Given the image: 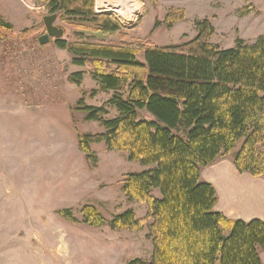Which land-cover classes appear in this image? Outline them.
Masks as SVG:
<instances>
[{"label": "trees", "instance_id": "obj_1", "mask_svg": "<svg viewBox=\"0 0 264 264\" xmlns=\"http://www.w3.org/2000/svg\"><path fill=\"white\" fill-rule=\"evenodd\" d=\"M40 1L53 15L96 22V35L74 33L76 42L61 39L56 46L69 52L74 65L92 67L104 90L128 87L126 98L117 95L109 103L119 112L114 120L103 121L105 108L83 107L87 120L102 122L104 132L80 134L79 149L96 162L91 146L103 144L150 168L122 182L128 199L147 205L145 219L127 211L107 221L86 206L83 223L141 231L151 221V260L129 264H263L264 222L230 220L217 212L216 189L202 180V172L233 155L239 173L264 178V36L251 44L238 39L233 48L221 49L211 43L216 31L205 20L196 23V38L182 45L110 46L98 43V35L119 34L121 27L94 15V0ZM184 19L183 10L173 9L163 24L172 29ZM12 38V25L0 17V40ZM141 111L153 120L141 119ZM155 190L161 198L153 196ZM60 215L77 221L69 210Z\"/></svg>", "mask_w": 264, "mask_h": 264}, {"label": "rangeland", "instance_id": "obj_2", "mask_svg": "<svg viewBox=\"0 0 264 264\" xmlns=\"http://www.w3.org/2000/svg\"><path fill=\"white\" fill-rule=\"evenodd\" d=\"M138 1L142 12L130 20L94 0V15L121 27L116 35L97 34L98 43L178 46L195 39L196 23L205 20L216 31L211 43L221 49L233 48L238 39L251 44L264 36V0ZM173 9L183 10L185 19L167 29L163 23ZM50 15L40 0H0V17L13 27V38L0 40V264L150 261L151 221L141 231L93 228L82 221L86 206L95 207L107 221L127 211L145 219L147 205L128 199L122 182L126 175L150 168L103 144L91 146L96 162L79 149L80 134L104 132L102 122L87 120L83 107L105 108L103 121L114 120L119 112L109 103L117 95L126 98L128 87L104 90L92 67L74 65L56 41L40 45L39 38L47 33L44 17ZM56 25L69 43L78 40L74 33L96 35V22L59 16ZM138 58L143 61L142 53ZM139 114L153 120L146 111ZM224 158L233 160V155ZM153 196L161 198L156 190ZM68 210L76 222L60 215Z\"/></svg>", "mask_w": 264, "mask_h": 264}, {"label": "crops", "instance_id": "obj_3", "mask_svg": "<svg viewBox=\"0 0 264 264\" xmlns=\"http://www.w3.org/2000/svg\"><path fill=\"white\" fill-rule=\"evenodd\" d=\"M202 179L216 189L217 212L230 220L264 222V178L241 174L233 160L221 158L202 172ZM260 258L264 264L263 251Z\"/></svg>", "mask_w": 264, "mask_h": 264}, {"label": "bare ground", "instance_id": "obj_4", "mask_svg": "<svg viewBox=\"0 0 264 264\" xmlns=\"http://www.w3.org/2000/svg\"><path fill=\"white\" fill-rule=\"evenodd\" d=\"M98 6L130 20L139 17L143 9L142 3L138 0H98ZM98 9L101 8L98 7Z\"/></svg>", "mask_w": 264, "mask_h": 264}, {"label": "water", "instance_id": "obj_5", "mask_svg": "<svg viewBox=\"0 0 264 264\" xmlns=\"http://www.w3.org/2000/svg\"><path fill=\"white\" fill-rule=\"evenodd\" d=\"M58 17V14L44 17V24L47 33L39 38L40 45L44 46L49 44L51 40H61L64 38V29L56 25Z\"/></svg>", "mask_w": 264, "mask_h": 264}, {"label": "flooded vegetation", "instance_id": "obj_6", "mask_svg": "<svg viewBox=\"0 0 264 264\" xmlns=\"http://www.w3.org/2000/svg\"><path fill=\"white\" fill-rule=\"evenodd\" d=\"M54 41H56V40H54Z\"/></svg>", "mask_w": 264, "mask_h": 264}]
</instances>
